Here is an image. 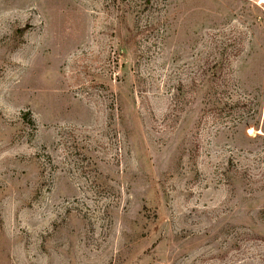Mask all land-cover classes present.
I'll return each mask as SVG.
<instances>
[{
    "label": "rangeland",
    "instance_id": "obj_1",
    "mask_svg": "<svg viewBox=\"0 0 264 264\" xmlns=\"http://www.w3.org/2000/svg\"><path fill=\"white\" fill-rule=\"evenodd\" d=\"M0 264H264V0H0Z\"/></svg>",
    "mask_w": 264,
    "mask_h": 264
}]
</instances>
